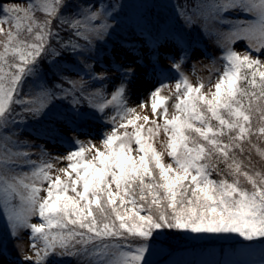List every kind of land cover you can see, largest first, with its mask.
<instances>
[{
	"label": "rangeland",
	"instance_id": "rangeland-1",
	"mask_svg": "<svg viewBox=\"0 0 264 264\" xmlns=\"http://www.w3.org/2000/svg\"><path fill=\"white\" fill-rule=\"evenodd\" d=\"M4 1L9 6L25 7L27 0ZM149 1L84 0L85 7L73 0L76 12L83 15L79 35L89 42L80 49L78 58L90 67L80 75L68 72L64 76L89 99L90 114L68 113L59 121L57 131L47 125L33 133L19 129L7 117L0 125V264H58L53 253L62 247L43 231L49 226L43 210L57 192L80 194V187L72 190L76 183L73 164L96 155L118 163V154H128L130 162L140 165L148 152L152 160L161 161L173 182L183 177L184 182L193 184L190 197L196 190L209 196L214 188L228 195L233 189L226 177L218 184L211 182L207 164L217 171L227 166L223 147L218 144L217 152L208 145L214 140L191 114L190 106L194 98L204 101L207 97V112L199 108L207 120L232 115L234 121L227 127L234 134L230 138L238 142L241 137L245 144L256 142V128L264 125L243 119L245 111L224 104L227 88L236 82L228 73L229 63L239 59L264 77V0H192L191 4V0H154V17ZM4 15L0 5V57L10 52L5 46L9 32ZM110 48L114 49L112 56ZM27 87L28 107L50 104L46 93L30 83ZM257 100L253 98L254 103ZM259 107L262 109L256 111L263 118L264 106ZM241 122L247 123L246 129L240 127ZM188 136L190 143L203 138L202 143L208 146L204 162L198 164L195 158L200 153L193 144L181 142ZM111 178L114 180L112 176L105 180ZM114 183L127 199L126 212L134 209L138 213L124 185ZM240 193L242 202L231 204L236 210L224 226L229 232L243 234L247 223L254 230L263 224L264 197L252 203L243 191ZM68 210L73 212L70 207ZM72 219L82 222L76 215ZM86 221L94 224L98 219ZM121 256L118 249L93 250L72 256L68 264H119ZM192 259L189 264L218 262L206 253ZM221 264L248 263L229 256Z\"/></svg>",
	"mask_w": 264,
	"mask_h": 264
},
{
	"label": "trees",
	"instance_id": "trees-1",
	"mask_svg": "<svg viewBox=\"0 0 264 264\" xmlns=\"http://www.w3.org/2000/svg\"><path fill=\"white\" fill-rule=\"evenodd\" d=\"M24 3L25 7L9 6L0 0L9 32L5 46L10 50L0 57V125L7 117L19 129L27 128L33 133L47 125L57 131L59 121L68 113L81 116L91 111L89 99L64 76L68 72L80 75L90 67L89 62L78 58L80 49L89 45L88 39L79 35L83 15L76 12L77 4L73 0H27ZM79 3L88 6L84 0ZM149 3L156 8L154 0ZM154 9L150 10L153 17L157 11ZM108 53L112 56L114 49L110 48ZM227 69L236 82L225 92L224 107H239L247 113L243 119L264 125V117L256 111L262 109L259 105L264 106V77L248 64L242 65L239 59L229 63ZM29 83L48 95L49 105L37 109L28 107ZM254 97L258 98L255 103ZM208 100L207 97L204 101L194 98L191 114L207 127L214 140L208 145L217 152H220L218 144L223 147L225 169L217 171L208 163L206 172L214 184L226 177L233 187L230 194L214 188L209 196L196 190L190 197L193 184L184 182L183 177L173 182L161 161L152 160L148 152L140 165L130 162L128 154H118V163H113L109 157L102 159L100 155L87 162H75L76 183L72 190L80 187V194L57 192L43 210L49 225L43 231L62 247L53 253L58 264H68L78 253L110 249L122 251L121 258H117L119 264H167L174 260L175 264H189L194 261L192 256L205 253L215 256L217 264L229 256L248 264H264V220L255 230L247 223L243 234L238 230L229 232L224 226L236 210L231 204L242 202L241 191L252 203L264 197V127L257 126L254 144H245L240 141L241 137L235 142V138H230L233 132H228L227 128L234 116L227 114L224 120L213 116L207 120L199 112V108L207 112ZM211 106L219 109L214 103ZM246 126V122H241V128L246 129ZM196 139L199 142L190 143L188 136L181 142L193 144L199 150L200 155L195 158L199 164L204 162L208 146L202 143L203 138ZM109 176L114 180H105ZM115 180L124 185L138 213L134 209L126 212L127 199ZM15 208L13 205V211ZM221 212L230 216L225 217ZM74 215L82 222L74 221ZM95 217L98 222L87 223V218Z\"/></svg>",
	"mask_w": 264,
	"mask_h": 264
}]
</instances>
